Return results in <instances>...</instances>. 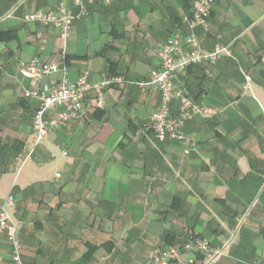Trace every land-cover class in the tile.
Instances as JSON below:
<instances>
[{"label":"crops","instance_id":"obj_1","mask_svg":"<svg viewBox=\"0 0 264 264\" xmlns=\"http://www.w3.org/2000/svg\"><path fill=\"white\" fill-rule=\"evenodd\" d=\"M195 1L96 2L65 41L24 18L71 0H0V199L17 200L23 264H151L154 247L193 235L218 246L239 216L242 230L219 264H264V0H216L197 30L203 51L224 46L231 56L177 77L213 113L186 124L189 144L155 138L149 119L160 95L138 86L167 40L188 34ZM34 59L60 69L45 84L84 72L92 86L123 83L106 88L102 109L91 89L85 116L35 146L36 103L20 73ZM14 255L0 230V264H16Z\"/></svg>","mask_w":264,"mask_h":264},{"label":"built area","instance_id":"obj_2","mask_svg":"<svg viewBox=\"0 0 264 264\" xmlns=\"http://www.w3.org/2000/svg\"><path fill=\"white\" fill-rule=\"evenodd\" d=\"M100 2L110 5L113 0H71L70 5L61 4L53 10H42L25 16V21L44 26H53L67 41L76 20L88 15V5ZM216 0H196L190 15L185 17L188 29L186 36L178 33L172 35L158 54V65L151 70L146 79L138 86L142 89L157 90L160 102L150 116L149 122L155 138L165 142L167 138L189 144L184 129L194 118H210L213 113L196 104L176 81L181 72L203 64L216 65L223 56H231L228 47L217 46L211 52L202 50L197 30L205 28L211 17ZM60 72L57 65H50L34 59L21 68V76L28 81L29 88L25 98L36 103L33 114L34 145H41L50 133L72 121L82 119L86 111L84 102L87 93L95 89L96 107H105V90L112 85L123 83L120 77L112 76L107 81L92 86L89 72H84L75 81L64 77L60 82L49 85L44 80ZM251 79L246 77L244 89L250 88ZM176 103V112L172 104ZM32 152L27 160L32 159ZM66 155V153H65ZM17 200L12 196L0 199V230L9 234L15 247L14 261L23 264L21 249L17 241L19 223L16 221ZM246 216L236 218L232 229H226L224 236L215 246L209 240L191 236L179 246L154 247L151 253V264H219L228 256L229 249L240 234Z\"/></svg>","mask_w":264,"mask_h":264},{"label":"rangeland","instance_id":"obj_3","mask_svg":"<svg viewBox=\"0 0 264 264\" xmlns=\"http://www.w3.org/2000/svg\"><path fill=\"white\" fill-rule=\"evenodd\" d=\"M48 165H52V164H48ZM48 165H47V163L44 164V166H46V168H48Z\"/></svg>","mask_w":264,"mask_h":264},{"label":"trees","instance_id":"obj_4","mask_svg":"<svg viewBox=\"0 0 264 264\" xmlns=\"http://www.w3.org/2000/svg\"><path fill=\"white\" fill-rule=\"evenodd\" d=\"M191 68H193V67H191ZM191 68H189V69H191ZM189 69H187V70H189ZM187 70H186V71H187ZM171 246H173V245H171Z\"/></svg>","mask_w":264,"mask_h":264}]
</instances>
